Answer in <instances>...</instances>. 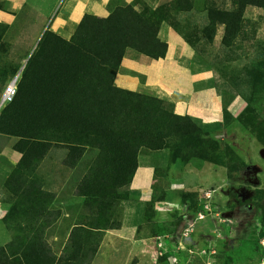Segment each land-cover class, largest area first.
Segmentation results:
<instances>
[{
  "label": "rangeland",
  "instance_id": "rangeland-1",
  "mask_svg": "<svg viewBox=\"0 0 264 264\" xmlns=\"http://www.w3.org/2000/svg\"><path fill=\"white\" fill-rule=\"evenodd\" d=\"M80 1L0 0V12L7 13V19L0 18V23L8 26L0 41V105L6 87L12 82L18 86L26 61L42 34L47 30L59 33L63 20L78 9ZM109 1L89 0L83 9L85 13L105 18L111 14ZM123 1L139 12L156 10L161 14L165 11L166 21L160 27L159 39L168 48L171 46L168 63L176 68L168 71L165 63L164 86L162 82L156 83L160 87L157 98L174 104L186 96V100L196 103L193 77L205 72L210 81L196 84L195 89H208L213 97L216 92L221 115L211 119L212 124L202 118V127L211 143L195 157L186 152L188 156L171 159L170 149L143 150L133 185L142 195H133L132 200L122 202L116 217L122 224L129 206L141 208L137 221L152 222L141 231L152 237L146 246L152 252L156 249L158 264H170L167 256L165 259L159 255L158 237L164 234H170L175 245L181 241L179 264H205L207 260V264H260L264 259V143L248 122L255 118L264 126V80L258 78L264 73V8L248 6L242 19V32L233 44L225 46V26L217 24L210 30V16L239 11V0H187L192 8L182 13L170 8L176 0ZM146 58L140 60L145 62ZM197 103L202 105V99ZM179 142L172 140L171 144L175 146ZM14 144L10 138L0 136V164L9 170H14L20 159L13 150ZM84 144L88 145L87 152L75 168L65 166L67 150L62 144L53 147L27 182L55 195L51 209L59 212L60 218L52 226L56 228L47 231L46 240L54 254L61 252L60 256L65 250L64 244H68L69 229L79 221L89 222L97 211L95 205L76 194L79 183L100 154L96 140L87 139ZM6 177L7 174L0 175L2 189ZM124 227L104 234L97 252L100 255L91 264L104 263L101 256L105 254L111 257L119 254L122 259L127 256L120 259L124 264L139 258L140 252L125 249L124 237L127 235L130 243L136 238L130 225ZM185 230L188 239L183 237ZM226 237L229 238L225 240ZM170 241L171 238L169 243L173 244ZM200 254L207 260L200 258Z\"/></svg>",
  "mask_w": 264,
  "mask_h": 264
},
{
  "label": "trees",
  "instance_id": "trees-1",
  "mask_svg": "<svg viewBox=\"0 0 264 264\" xmlns=\"http://www.w3.org/2000/svg\"><path fill=\"white\" fill-rule=\"evenodd\" d=\"M187 3L176 0L170 8L182 13L192 8ZM248 6L264 8V0H239V11L210 16V30L225 26V46L242 32ZM134 8L110 0L108 17L85 14L70 39L47 30L28 59L16 96L0 112V136L13 139L20 156L4 182L12 207L3 220L13 241L0 247V264H91L104 234L122 226L116 211L133 199L125 188L136 176L142 151L170 149L171 159L188 153L195 157L211 143L194 118L175 113L174 104L116 86L128 49L156 61L168 52L159 39L165 11ZM7 30L0 23V41ZM258 78L264 80V73ZM248 123L264 143V126L255 118ZM87 139L99 142L100 154L76 194L97 211L89 222H77L57 256L46 240L60 218L51 209L55 195L27 182L53 147L62 144L65 166L75 168L87 151ZM172 140L180 142L174 146Z\"/></svg>",
  "mask_w": 264,
  "mask_h": 264
},
{
  "label": "crops",
  "instance_id": "crops-1",
  "mask_svg": "<svg viewBox=\"0 0 264 264\" xmlns=\"http://www.w3.org/2000/svg\"><path fill=\"white\" fill-rule=\"evenodd\" d=\"M88 2H89V0L80 1L79 5L77 7L78 9L70 12L67 19L63 20L64 22L62 23L61 30L58 33L59 35H61L65 39L71 38V36L74 34L75 30L77 29L80 21L82 20L83 16L85 14H87V13H85L84 9L87 8ZM0 18H2V20L7 19V13L0 12ZM172 46H174V45H172ZM168 49H169V51H168V55L166 56V58L161 59V60H157V61L151 60V59L148 60L146 57H142V55L139 53H136L133 51L130 52V50H127L126 55L124 56V59L122 61L120 70H119L117 77L115 79L116 86L118 88H121V89L129 90V91H133V92H140V93L145 92L143 94L153 95V96L158 97L159 95H156V94H159L158 93L159 88H160L159 85L162 82L164 69H165V63L167 64L168 71L172 70V68H176L175 66L170 65L168 63L170 52L172 51L171 46ZM140 58H143V59L146 58L145 60H147V61L142 62L141 61L142 59L140 60ZM139 65H143V66H141V68H140ZM175 71H177V70H175ZM153 72H155V73H153ZM205 74H206L205 72L204 73H198V74H195V76L193 77V79H194V81L192 82V85L194 84L193 94H194V99H195L196 103H193L191 99L186 100L187 99L186 96H183V99H181L180 101H175V103H174L176 114H178L180 116H186V115L191 116L201 126H203L202 124H204V121L202 118L207 119L208 124H212V123H210V120L216 119L218 117V115H221V113L218 114L221 111H220V109L219 110L217 109L218 108L217 106H219V108H220L221 103L218 104V102H217L218 101L217 100L218 95L216 94V92L214 93V97H213V95L209 93L208 89H201V88H197V90L195 89L196 84L200 85L204 81H210V76L205 75ZM141 76L143 77L144 80L141 79ZM156 83H158L159 85H156ZM162 86H164L163 82H162ZM211 90H214V89H211ZM200 98L203 101L202 105H199L197 103V100ZM234 117H237V115ZM207 123H206V125H208ZM11 142L13 144L14 140L11 139ZM46 159H47V157H46ZM139 169H140V163H139ZM139 169H138V171H139ZM12 171H13L12 169L9 170L8 167L0 164V175L4 174V176H6V174H7V177L4 180H6L9 177V175L11 174ZM138 171H137V173H138ZM136 178H137V175L135 176V179L132 182V184L128 186V191L131 193L132 196L133 195L139 196V194L142 195V193L139 190L133 189V185L136 181ZM11 207H12V204L10 202V194L7 192V190L4 187H3V189L0 188V247H4L13 241V236H12L11 232L8 230V228L6 227L4 220H3L4 217L7 215V213L10 211ZM140 212H141V208L139 206H135V205L132 206L131 205L128 207V210H126L124 215H123V217H124V220H122L123 229L125 228L124 225H126V224L130 225L131 226L130 231H133L132 235L134 236V239L136 238V240H134L133 243H130V241L127 240V238H126V236H127L126 235L124 237V244L126 245L125 249H128L130 251H131V249H133V252L135 250L136 254L140 252L139 258L134 257L131 259L133 261V262H131V264H133V263L134 264H158V257L155 254L156 249L155 250L153 249V252H152L148 248L149 246L148 247L146 246L147 241L148 242L151 241L152 237L145 234L144 230L141 231V228H147V225L149 226L150 224H152V222L151 221H149L147 223L143 222V221L138 222L137 218L141 216ZM143 216H144V213H143ZM165 226H167V225H165ZM73 227L74 226H72L71 229H69V231H68V239H69V236H70V233H71ZM54 228H56V226L53 227L52 229H54ZM231 236L232 235H230V237ZM159 237L166 238V240H165L166 246L170 250V253L180 257L179 256L180 250H181L180 246L182 245L181 241H179L175 245L174 239L172 237H170V234H164V236H159ZM169 238H171L170 242H173V244L169 243ZM227 238H229V237H226L225 240ZM66 241L68 242L67 239H66ZM178 244H179L178 248H180V249H178V248L176 249ZM65 245H67V244L65 243L64 246ZM122 252H125V251H122ZM60 253L61 252L56 253V255L60 256ZM98 255H100V253ZM113 255H114L113 257H111L109 254H105V255L101 256L105 261L102 264H113L117 260L119 261V264H124L121 262V260L127 258V256H126V257H123V259H122L121 255H119V254H113ZM128 257L130 258L129 254H128ZM167 258L169 260V256H167ZM200 258L207 260V258L204 257L202 254H200ZM210 258H214V257L211 255ZM96 261H97V258H96ZM207 261L205 264L208 263ZM260 264H264V259L262 260V262Z\"/></svg>",
  "mask_w": 264,
  "mask_h": 264
},
{
  "label": "built area",
  "instance_id": "built-area-1",
  "mask_svg": "<svg viewBox=\"0 0 264 264\" xmlns=\"http://www.w3.org/2000/svg\"><path fill=\"white\" fill-rule=\"evenodd\" d=\"M16 93H17V84H16V82H12L5 89L4 97H3L4 100H3V103L1 104L2 107L4 105L10 104L13 101L14 97L16 96ZM183 233H184L183 237L188 239L189 238L188 231L183 232ZM165 240H166V238H164V237L158 238L159 255L161 257L169 256V260H170L171 264H179L180 263L179 257L170 253V250L166 246Z\"/></svg>",
  "mask_w": 264,
  "mask_h": 264
},
{
  "label": "water",
  "instance_id": "water-1",
  "mask_svg": "<svg viewBox=\"0 0 264 264\" xmlns=\"http://www.w3.org/2000/svg\"><path fill=\"white\" fill-rule=\"evenodd\" d=\"M45 32H46V31H45ZM45 32H44V33H45ZM44 33L42 34L41 38L43 37ZM41 38H40V40H41ZM40 40H39V42H40ZM39 42H38V43H39ZM29 58H30V57H29ZM26 62H28V60H27ZM23 70H24V68H23Z\"/></svg>",
  "mask_w": 264,
  "mask_h": 264
},
{
  "label": "bare ground",
  "instance_id": "bare-ground-1",
  "mask_svg": "<svg viewBox=\"0 0 264 264\" xmlns=\"http://www.w3.org/2000/svg\"><path fill=\"white\" fill-rule=\"evenodd\" d=\"M2 107V105H0V108Z\"/></svg>",
  "mask_w": 264,
  "mask_h": 264
}]
</instances>
